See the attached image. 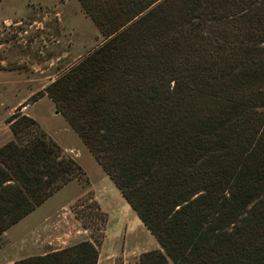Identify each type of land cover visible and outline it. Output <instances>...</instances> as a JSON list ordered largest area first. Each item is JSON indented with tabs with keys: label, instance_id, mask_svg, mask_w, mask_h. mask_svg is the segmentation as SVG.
Masks as SVG:
<instances>
[{
	"label": "trees",
	"instance_id": "1",
	"mask_svg": "<svg viewBox=\"0 0 264 264\" xmlns=\"http://www.w3.org/2000/svg\"><path fill=\"white\" fill-rule=\"evenodd\" d=\"M76 1L103 40L40 95L157 242L139 264H264V0ZM6 123L0 236L82 175L32 118ZM88 209L90 240L14 264H96Z\"/></svg>",
	"mask_w": 264,
	"mask_h": 264
},
{
	"label": "rangeland",
	"instance_id": "2",
	"mask_svg": "<svg viewBox=\"0 0 264 264\" xmlns=\"http://www.w3.org/2000/svg\"><path fill=\"white\" fill-rule=\"evenodd\" d=\"M102 40L76 0H0V145L13 138L6 121L17 112L32 118L82 171L79 180L54 192L0 236L4 262L90 240V230L74 214L87 212L92 203L106 218L96 264H139L142 253L160 249L50 99L40 95Z\"/></svg>",
	"mask_w": 264,
	"mask_h": 264
},
{
	"label": "crops",
	"instance_id": "3",
	"mask_svg": "<svg viewBox=\"0 0 264 264\" xmlns=\"http://www.w3.org/2000/svg\"><path fill=\"white\" fill-rule=\"evenodd\" d=\"M19 223H20V221L17 222L16 224L12 225L11 228H12V227H16V225H18ZM9 228H10V227H9ZM11 228H10V229H11ZM8 231H9V230L7 229V230L2 234L3 237H4V235H6V233H8ZM29 256H32V255H30V254H22V255H19L18 257H16L15 259H11V261H9V262H8V261H5V262H4L5 259H1V258H0V264H14V261H17V260H19V259L26 258V257H29Z\"/></svg>",
	"mask_w": 264,
	"mask_h": 264
}]
</instances>
